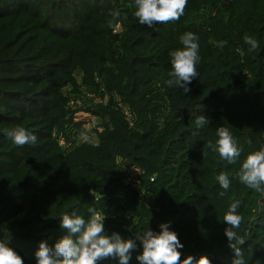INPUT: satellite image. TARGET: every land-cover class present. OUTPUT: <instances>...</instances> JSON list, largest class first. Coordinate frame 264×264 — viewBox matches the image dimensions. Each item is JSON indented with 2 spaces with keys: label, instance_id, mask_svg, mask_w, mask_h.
<instances>
[{
  "label": "trees",
  "instance_id": "1",
  "mask_svg": "<svg viewBox=\"0 0 264 264\" xmlns=\"http://www.w3.org/2000/svg\"><path fill=\"white\" fill-rule=\"evenodd\" d=\"M132 4L0 0V241L35 264L38 243L64 234L61 215L87 219L92 207L108 234L135 240L167 223L181 259L231 264L223 215L238 201L236 247L246 264H264V190L236 178L264 145V0H186L179 19L152 27ZM186 32L199 45L188 93L166 83ZM77 115L91 118L87 128ZM199 115L209 120L201 128ZM17 127L36 142L13 144L7 132ZM218 127L241 149L234 164L208 147Z\"/></svg>",
  "mask_w": 264,
  "mask_h": 264
},
{
  "label": "clouds",
  "instance_id": "2",
  "mask_svg": "<svg viewBox=\"0 0 264 264\" xmlns=\"http://www.w3.org/2000/svg\"><path fill=\"white\" fill-rule=\"evenodd\" d=\"M186 0H133L132 15L137 22L148 27L153 22H167L177 20L183 15ZM110 15L115 19L119 12L113 11ZM197 36L192 32L180 35L181 48L169 52L170 70L166 83L190 91L188 85L197 76L196 65L199 61ZM249 50L257 47V41L252 37H244ZM220 42L218 46H222ZM242 54V53H241ZM209 123L203 115L196 117L194 124L197 128ZM13 144H34L37 137L23 127H17L7 132ZM216 140L211 141L208 147L212 148L219 159L228 164L236 163L241 156V149L230 131L225 127H218L215 132ZM236 178L245 187L261 191L264 186V145L258 150L250 152L240 163ZM220 188L227 190L230 185L228 175L221 172L216 177ZM223 194V193H221ZM238 201H233L223 215V222L227 225L224 236L227 247L232 250L231 264H246L241 250L236 247L240 238L233 229L239 227L241 216L237 213ZM88 218L77 214L76 210L62 214L58 227L64 234L51 243L41 240L34 253L35 264H103L105 260H113L115 264H210L206 256L194 258L191 255L181 259V249L184 245L175 230H171L167 223L158 225L156 231L151 227L137 233L136 239L124 238L120 232L105 231L102 214L92 207H88ZM138 241V243H137ZM139 249V251H137ZM135 253V255H134ZM0 264H24V259L8 243L0 241Z\"/></svg>",
  "mask_w": 264,
  "mask_h": 264
},
{
  "label": "rangeland",
  "instance_id": "3",
  "mask_svg": "<svg viewBox=\"0 0 264 264\" xmlns=\"http://www.w3.org/2000/svg\"><path fill=\"white\" fill-rule=\"evenodd\" d=\"M76 120L84 121L85 122V127L87 128L88 127L87 121L91 120V118L88 117V116L77 115L76 116Z\"/></svg>",
  "mask_w": 264,
  "mask_h": 264
}]
</instances>
